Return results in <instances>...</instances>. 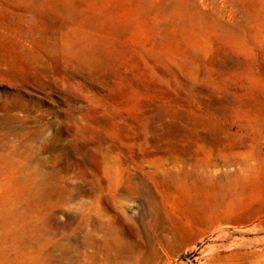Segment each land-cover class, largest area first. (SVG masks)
Instances as JSON below:
<instances>
[{"label":"rangeland","instance_id":"1","mask_svg":"<svg viewBox=\"0 0 264 264\" xmlns=\"http://www.w3.org/2000/svg\"><path fill=\"white\" fill-rule=\"evenodd\" d=\"M4 226L264 264V0H0Z\"/></svg>","mask_w":264,"mask_h":264},{"label":"bare ground","instance_id":"2","mask_svg":"<svg viewBox=\"0 0 264 264\" xmlns=\"http://www.w3.org/2000/svg\"><path fill=\"white\" fill-rule=\"evenodd\" d=\"M4 227L7 232L4 231L2 235L0 233V264L12 263L8 261L7 255L13 256L15 262L34 258L35 264H147L140 251L132 248L120 235L107 229H101L105 233L101 241L88 235L84 241V250L74 246L67 235L68 244L54 242L49 250L47 242L36 248L33 244L22 241L21 235L14 236L12 227ZM46 234L53 237L58 235L52 230H46ZM57 252L59 255H56Z\"/></svg>","mask_w":264,"mask_h":264}]
</instances>
